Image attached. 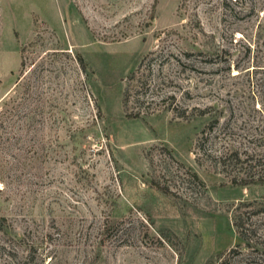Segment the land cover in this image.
Masks as SVG:
<instances>
[{"label": "rangeland", "instance_id": "rangeland-1", "mask_svg": "<svg viewBox=\"0 0 264 264\" xmlns=\"http://www.w3.org/2000/svg\"><path fill=\"white\" fill-rule=\"evenodd\" d=\"M154 2L0 0V264H264V0Z\"/></svg>", "mask_w": 264, "mask_h": 264}, {"label": "trees", "instance_id": "trees-1", "mask_svg": "<svg viewBox=\"0 0 264 264\" xmlns=\"http://www.w3.org/2000/svg\"><path fill=\"white\" fill-rule=\"evenodd\" d=\"M155 2H156V0H155ZM155 2H154V4H153L152 7H154ZM79 61L82 63V59L81 58H79ZM132 76H133V72L130 74L129 78L132 77ZM123 102H124V105L127 106V102H128V93H127V90H126V92L124 94ZM128 115H130V117H136V114H133V115L132 114H128Z\"/></svg>", "mask_w": 264, "mask_h": 264}]
</instances>
